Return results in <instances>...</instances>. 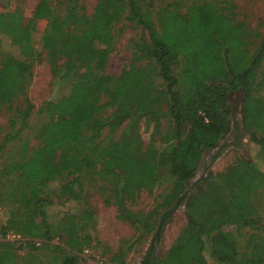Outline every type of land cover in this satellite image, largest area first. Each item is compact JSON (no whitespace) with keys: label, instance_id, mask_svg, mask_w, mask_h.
Wrapping results in <instances>:
<instances>
[{"label":"trees","instance_id":"16d2710c","mask_svg":"<svg viewBox=\"0 0 264 264\" xmlns=\"http://www.w3.org/2000/svg\"><path fill=\"white\" fill-rule=\"evenodd\" d=\"M11 1L12 9L0 11V35L16 49L0 52V109L8 113L0 155L10 147L0 166V203L6 207L0 264L83 261L82 251L96 240L89 204L83 200L81 210L55 225L48 198L57 192L82 200L88 183L97 184L103 204L114 206L116 217L136 233L109 255V263H123L132 244L150 234L139 263L147 264L153 231L160 222L159 241L177 203L184 224L150 264H264V19L262 32L249 31L223 0H166L133 41L127 67L112 75L105 64L122 31L117 24L134 21L127 16L129 0H96L89 13L82 0H37L25 21L20 0ZM42 55L54 90L34 111L33 124L27 87ZM233 91L241 95L240 126L254 155L196 177L201 154L230 130ZM159 123L165 126L160 132ZM141 124L152 126L146 143ZM24 130L31 131L34 146ZM165 180L167 190L150 210L128 207L141 190ZM7 232L22 241L4 239Z\"/></svg>","mask_w":264,"mask_h":264},{"label":"rangeland","instance_id":"374dc122","mask_svg":"<svg viewBox=\"0 0 264 264\" xmlns=\"http://www.w3.org/2000/svg\"><path fill=\"white\" fill-rule=\"evenodd\" d=\"M37 0H20L18 8L25 21ZM96 0H82L83 8L86 13H89ZM166 0H129L130 5L127 11L129 19L133 22H128L122 19L118 22L117 27L122 28L118 37L113 44V49L109 53L107 62L105 64V72L112 75H117L121 70L125 69L131 60L133 51V41L137 40L141 35H144V26L149 23L152 17V11L157 4ZM231 5L230 11L234 15V20L241 22L246 30L249 31H263V27L259 26V20L264 19V0H223ZM199 2V0H197ZM221 0H216L215 5L222 4ZM16 3L9 1L5 5L0 3V11L12 9ZM227 7V6H226ZM228 10V7H227ZM44 22H40L42 27ZM248 40L255 41L251 34L247 36ZM34 46L39 49L38 39L34 38ZM252 50V44L248 48V53ZM6 51L12 54L16 53V49L9 45L7 39L0 35V52ZM32 75L30 83L27 87V96L34 106L30 122L35 124L38 117L35 110L40 104L47 101L54 90L52 78L50 76L49 67L43 59L32 67ZM264 89L260 90L259 94H263ZM240 101L241 95L239 91H233L228 96V103L231 109L230 130L225 137L220 141L219 145L201 154L200 163L195 176L199 174L215 173L221 171L224 167L229 165L234 158L239 155L249 158L254 155L255 146L248 141V135L238 132L241 128L239 126L240 120ZM21 101L16 104H20ZM7 111L5 108L0 109V140L2 135L6 132ZM235 126L237 129H235ZM164 124H158L157 131L163 130ZM152 126L145 128L141 124L140 135L142 142L146 143L149 138V133ZM157 132V133H159ZM24 136L28 138V146H34L37 141L32 137L30 130H24ZM240 134V136H239ZM238 135V137H237ZM156 137V136H155ZM239 138V140H238ZM10 152V147H6L0 155V166L5 162V157ZM264 169V164H260ZM97 184L88 183L84 189V198L82 200H68L62 195L57 196L51 194L48 198L50 202L49 217L55 225H58L66 214L74 213L88 203L91 209V218L93 220L92 235L95 237L91 247L82 251L81 257L83 261L77 264H139L144 254L148 250L151 235L148 234L143 237L140 242L134 243L131 249L123 256V263L114 262L109 263L108 257L118 248H124L128 242L132 241L136 235L134 229L125 221L116 217V209L112 205H104L102 197L97 191ZM56 183L49 185L51 190H54ZM168 181H162L159 185L154 186L149 191L141 190L133 204H128V207L134 211L146 212L150 210L160 200V195L167 190ZM188 192V191H187ZM57 194V195H56ZM86 203H84V201ZM81 210V209H80ZM82 213V212H81ZM80 213V214H81ZM161 214V210L158 211ZM83 215V214H82ZM6 216V207L4 203H0V223ZM159 216V215H158ZM87 217L86 219H88ZM90 220V219H88ZM185 218L183 215V205L178 204L176 209L164 221L158 247L156 253H163L175 238L178 230L184 224ZM56 241V240H53ZM97 242V244H96Z\"/></svg>","mask_w":264,"mask_h":264},{"label":"water","instance_id":"95a60500","mask_svg":"<svg viewBox=\"0 0 264 264\" xmlns=\"http://www.w3.org/2000/svg\"><path fill=\"white\" fill-rule=\"evenodd\" d=\"M239 125H240V120H239ZM196 178H194L193 180H191V182H193ZM188 188L185 190V193H187ZM177 203L176 205L168 212L167 215H170L177 207ZM161 221V220H160ZM160 222L157 224L156 228L153 231V236H152V248L150 250V254H149V261L147 264H150L152 261V258L154 257V255L156 254V250L158 247V239H157V233H158V228H159Z\"/></svg>","mask_w":264,"mask_h":264},{"label":"built area","instance_id":"2783aa9c","mask_svg":"<svg viewBox=\"0 0 264 264\" xmlns=\"http://www.w3.org/2000/svg\"><path fill=\"white\" fill-rule=\"evenodd\" d=\"M4 239L10 241V242H14V241H22V239H20L18 234H14L12 232H7L4 235Z\"/></svg>","mask_w":264,"mask_h":264},{"label":"flooded vegetation","instance_id":"af4514ba","mask_svg":"<svg viewBox=\"0 0 264 264\" xmlns=\"http://www.w3.org/2000/svg\"><path fill=\"white\" fill-rule=\"evenodd\" d=\"M240 126V125H239ZM241 127V126H240ZM241 135H242V130H241V128L239 129V131H238ZM240 134H239V136H240ZM237 137H238V135H237ZM238 140H239V138H238Z\"/></svg>","mask_w":264,"mask_h":264}]
</instances>
